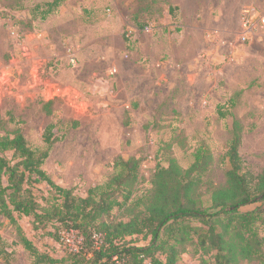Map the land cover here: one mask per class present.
I'll use <instances>...</instances> for the list:
<instances>
[{
    "label": "rangeland",
    "instance_id": "rangeland-1",
    "mask_svg": "<svg viewBox=\"0 0 264 264\" xmlns=\"http://www.w3.org/2000/svg\"><path fill=\"white\" fill-rule=\"evenodd\" d=\"M53 1L0 0V135L19 130L45 150L53 126L42 168L56 184L85 198L112 179L119 158L138 160L130 201L103 219L128 222L148 204L158 168L175 162L187 170L202 147L213 160L197 194L211 206L226 184L234 120L247 170L264 173V0H63L42 20ZM34 194L41 209L53 197L46 183L34 184ZM15 217L40 252L66 256L53 226ZM255 230L264 238L263 224ZM193 237L176 264H216V251L196 248ZM129 242L148 246L150 237ZM0 264H33L1 214Z\"/></svg>",
    "mask_w": 264,
    "mask_h": 264
},
{
    "label": "trees",
    "instance_id": "trees-1",
    "mask_svg": "<svg viewBox=\"0 0 264 264\" xmlns=\"http://www.w3.org/2000/svg\"><path fill=\"white\" fill-rule=\"evenodd\" d=\"M62 2L47 3L41 19H47ZM219 115L226 118L229 112L219 110ZM242 132L240 122L234 120L225 155L230 164L226 184L212 192L211 206L205 207L197 194L213 160L209 150L201 147L187 170L175 162L158 168L154 191L144 210L128 222L117 223L103 219L130 201L133 191L129 184L138 178V160L119 158L112 179L79 198L56 184L42 168L55 143L53 126L45 133V150L31 148L19 130L12 138L0 135V214L16 226L33 264H176L182 252L179 247L193 242V235L197 237L196 248L206 253L216 251V264H239L241 260L264 264V238L255 230L258 222L264 225V173L255 176L247 170L239 151ZM7 152L13 153L16 163L5 157ZM39 183H46L53 194L45 200L47 206L43 209L34 194V184ZM15 213L32 216L36 229L53 226L55 240L65 231H78L82 238L80 250L71 252L66 248L62 259L40 252L24 234ZM192 222L201 226H191ZM140 235L150 237L148 246L129 242Z\"/></svg>",
    "mask_w": 264,
    "mask_h": 264
},
{
    "label": "built area",
    "instance_id": "built-area-1",
    "mask_svg": "<svg viewBox=\"0 0 264 264\" xmlns=\"http://www.w3.org/2000/svg\"><path fill=\"white\" fill-rule=\"evenodd\" d=\"M61 242L66 245V248H68L71 252H78L82 246V238L79 235L78 231L71 230V231H65L61 234ZM72 238H78L79 242L78 244H75L72 240ZM99 242H97V245ZM120 264V263H119Z\"/></svg>",
    "mask_w": 264,
    "mask_h": 264
}]
</instances>
